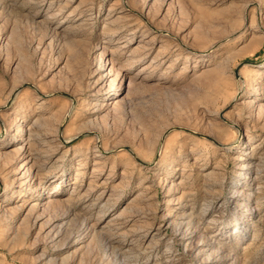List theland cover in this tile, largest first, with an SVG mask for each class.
Returning a JSON list of instances; mask_svg holds the SVG:
<instances>
[{"label": "rangeland", "instance_id": "374dc122", "mask_svg": "<svg viewBox=\"0 0 264 264\" xmlns=\"http://www.w3.org/2000/svg\"><path fill=\"white\" fill-rule=\"evenodd\" d=\"M263 105L264 0H0V264H264Z\"/></svg>", "mask_w": 264, "mask_h": 264}, {"label": "bare ground", "instance_id": "6f19581e", "mask_svg": "<svg viewBox=\"0 0 264 264\" xmlns=\"http://www.w3.org/2000/svg\"><path fill=\"white\" fill-rule=\"evenodd\" d=\"M133 53V52H132ZM129 59V58H128ZM101 65H103V62H102V60H101ZM147 66H145V68H146ZM111 71H112V69H111ZM240 77L238 78V80L239 81H241V82H245L246 81V79L244 78V76H243V74H242V71L240 72ZM242 79H244L243 81H242ZM239 95V93H235V95H234V98L236 97V96H238ZM261 107H263V108H261V109H264V105L263 106H261ZM224 117V116H223ZM5 141V138H4V136H1L0 137V144L1 143H3ZM32 146V145H31ZM99 146V145H98ZM230 145L229 144H226V147L228 148ZM29 148H30V146L29 147H26V148H21L20 149V153L21 154H23V156H25V154H27V152L29 151ZM140 161H142V162H144L143 160H141V159H139ZM31 167H27L26 168V170L24 171L25 173H27L28 172V176H30L31 175ZM52 192L53 193H56V189H52ZM192 219V217L191 216H187V221H186V223L185 222H183L184 220H182V222L180 223V225L181 224H183V223H185V225L186 224H190L191 223V220ZM178 241H180V243H182V244H184V245H187V243L185 244V239L183 238V237H181V239H179ZM121 260V259H120ZM117 264H119V263H117Z\"/></svg>", "mask_w": 264, "mask_h": 264}]
</instances>
